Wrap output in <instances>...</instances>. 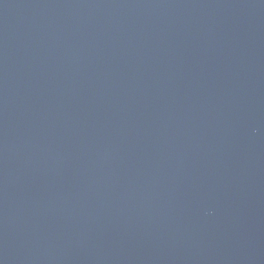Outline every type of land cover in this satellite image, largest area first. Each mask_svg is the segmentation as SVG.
Returning a JSON list of instances; mask_svg holds the SVG:
<instances>
[{"label": "water", "instance_id": "1", "mask_svg": "<svg viewBox=\"0 0 264 264\" xmlns=\"http://www.w3.org/2000/svg\"><path fill=\"white\" fill-rule=\"evenodd\" d=\"M0 264H264V0H0Z\"/></svg>", "mask_w": 264, "mask_h": 264}]
</instances>
